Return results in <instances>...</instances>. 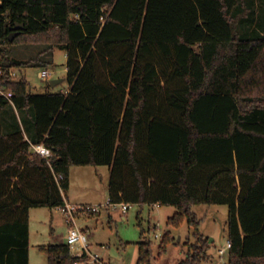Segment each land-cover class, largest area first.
Segmentation results:
<instances>
[{
	"label": "trees",
	"instance_id": "trees-1",
	"mask_svg": "<svg viewBox=\"0 0 264 264\" xmlns=\"http://www.w3.org/2000/svg\"><path fill=\"white\" fill-rule=\"evenodd\" d=\"M248 2L0 0L1 78L13 92L0 94V117L9 104L22 114L7 133L0 123V264H30V209L64 205L71 167L101 164L110 203L173 205L168 224L193 228L179 264L209 258L201 203L229 207V264H264V31L245 23ZM31 40L46 44L38 57L9 56ZM55 48L67 52L68 91L33 93L10 75L52 62ZM162 81L171 89L154 103ZM174 241L165 232L159 253ZM138 244L137 264H151L152 241ZM40 248L49 264L80 261L67 242Z\"/></svg>",
	"mask_w": 264,
	"mask_h": 264
},
{
	"label": "rangeland",
	"instance_id": "rangeland-1",
	"mask_svg": "<svg viewBox=\"0 0 264 264\" xmlns=\"http://www.w3.org/2000/svg\"><path fill=\"white\" fill-rule=\"evenodd\" d=\"M248 5L251 7V14L247 16L248 19L245 18V23L250 25L251 30L264 31V0H249ZM44 48H46L44 42L31 40L12 44L8 46V51L10 57L28 59L38 57ZM42 58L46 59L47 55ZM67 60L66 50L55 48L52 62L46 65L39 62L30 66L15 67V78L25 77L28 88L33 93L65 90L70 87L66 78ZM157 63L160 68L164 66V62L160 60ZM43 68L54 71L50 79L45 80L41 77ZM101 70L104 72V66H101ZM52 79L62 81L52 85ZM164 83L165 81L161 82L158 88L159 97L153 99L154 103H161V97L167 94L166 88L171 89L170 85ZM171 85L174 89L178 84L172 81ZM10 119L22 126V114L13 104H9L0 117L1 124H4L3 128L5 121ZM125 173L126 182L132 186L134 183L132 171L127 168ZM110 177L111 168L106 164L73 165L70 169L71 184L69 190L65 192L67 201L100 206L99 212L76 216V224L87 232L89 243L88 250H85L83 256H79L80 261L76 264H137L138 242L144 238H149L153 244L154 256L151 264H179L187 255V242L196 240L193 228L187 222L180 227L168 224V217L176 211L173 205L131 202L126 212H123L121 203L106 205L110 197ZM156 183H159L158 180ZM193 210L201 218L200 231L209 237L211 244L209 258L204 260L203 264H229L228 205L201 203L193 205ZM68 218L69 216L59 207L40 206L30 209V264H49L48 255L40 245L66 242ZM142 228L147 231L145 237L141 235ZM167 231H171L175 241L168 244L165 251L159 253V244ZM222 248L226 249L223 254L220 253ZM71 251L75 253L81 249L74 245ZM95 255L98 259L93 258Z\"/></svg>",
	"mask_w": 264,
	"mask_h": 264
},
{
	"label": "built area",
	"instance_id": "built-area-1",
	"mask_svg": "<svg viewBox=\"0 0 264 264\" xmlns=\"http://www.w3.org/2000/svg\"><path fill=\"white\" fill-rule=\"evenodd\" d=\"M67 70V68H66ZM54 71L49 70L48 68H43L41 71V77L45 80H48L52 77V74ZM2 70H0V94L5 95L6 97L10 98L13 95V92L11 90H8L3 86L2 83V78H1ZM10 75L15 78L16 72L14 71V68L10 70ZM32 149L35 153L50 159V157L53 155V151L51 148L47 147L44 143H38V144H33ZM62 175H58L57 178L60 179ZM110 201L106 205H110ZM116 204V203H114ZM122 210L123 212H126L129 209L130 204L121 202ZM63 213H66L69 218H68V231L65 235L66 242L70 245L72 248L74 245H78V247L81 249L79 252H73L72 254L74 256H83L85 254V250H88V235L87 232L78 227L76 224V216L81 214V215H87V214H92L100 211V206L99 205H92V204H76V203H71L66 200V203L64 205L58 206ZM158 236V233L156 234ZM227 247H231V241L230 239L228 240ZM226 249L222 248L220 249V253L223 254L225 253ZM94 259H98V257L95 255L93 257Z\"/></svg>",
	"mask_w": 264,
	"mask_h": 264
},
{
	"label": "crops",
	"instance_id": "crops-1",
	"mask_svg": "<svg viewBox=\"0 0 264 264\" xmlns=\"http://www.w3.org/2000/svg\"><path fill=\"white\" fill-rule=\"evenodd\" d=\"M24 79H25V77H23ZM28 82V81H27ZM29 89V88H28ZM70 89V87L69 88H66L65 90H63V91H68ZM30 91V90H29ZM31 92V91H30ZM2 116V115H1ZM10 117V116H9ZM1 123V122H0ZM2 125V124H1ZM4 125V124H3ZM2 125V126H3ZM13 126L15 127L16 126V123L14 122V121H12L11 119L10 120H6L5 121V126H4V129H3V132L4 133H7L8 131H10V130H12V128H13ZM8 130V131H7ZM25 137L26 138H28V134L25 132ZM70 184H71V179H70ZM66 199H67V197H66ZM157 204H159L160 205V203H157ZM175 212V211H174ZM171 216V215H170ZM227 234H228V231H227ZM228 240H229V237H228ZM210 246H211V244H210Z\"/></svg>",
	"mask_w": 264,
	"mask_h": 264
},
{
	"label": "water",
	"instance_id": "water-1",
	"mask_svg": "<svg viewBox=\"0 0 264 264\" xmlns=\"http://www.w3.org/2000/svg\"><path fill=\"white\" fill-rule=\"evenodd\" d=\"M16 27H22V25H17ZM18 34V31H16V32H12L10 35H9V38H10V40H13L14 38H15V36ZM62 81V79H52L51 80V84L52 85H57L59 82H61Z\"/></svg>",
	"mask_w": 264,
	"mask_h": 264
}]
</instances>
